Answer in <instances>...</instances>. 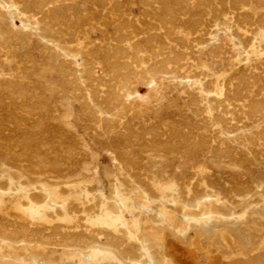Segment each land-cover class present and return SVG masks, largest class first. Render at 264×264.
<instances>
[{
  "label": "rangeland",
  "instance_id": "obj_1",
  "mask_svg": "<svg viewBox=\"0 0 264 264\" xmlns=\"http://www.w3.org/2000/svg\"><path fill=\"white\" fill-rule=\"evenodd\" d=\"M263 71L264 0H0V223L20 239L82 231L123 261L116 248L135 244L103 206L126 202L169 231L156 261L264 258ZM29 201L44 219L24 211ZM253 207L245 247L227 234L206 240L193 224ZM27 248L0 246V264ZM44 249L59 262L60 246Z\"/></svg>",
  "mask_w": 264,
  "mask_h": 264
},
{
  "label": "bare ground",
  "instance_id": "obj_2",
  "mask_svg": "<svg viewBox=\"0 0 264 264\" xmlns=\"http://www.w3.org/2000/svg\"><path fill=\"white\" fill-rule=\"evenodd\" d=\"M10 2V1H9ZM3 5V4H2ZM7 5V4H6ZM30 5V4H29ZM24 7V6H23ZM245 7V6H244ZM245 9V8H244ZM21 10V9H20ZM30 10V9H29ZM232 10V9H231ZM172 11V10H171ZM234 11V10H233ZM236 11V10H235ZM234 11V12H235ZM168 13V11H167ZM228 13V12H227ZM162 14V13H161ZM166 14V13H165ZM234 14V13H233ZM173 15V14H172ZM231 15V14H230ZM234 16V15H233ZM35 17V16H34ZM160 17V16H159ZM224 17V16H223ZM165 18V17H164ZM217 18V17H216ZM21 19V18H20ZM19 19V20H20ZM234 19V18H233ZM240 19V18H239ZM14 20V19H13ZM12 20V21H13ZM244 21V19L242 20ZM41 22V21H40ZM161 24V23H160ZM164 24V23H163ZM240 24V23H238ZM44 25V24H43ZM245 25V24H244ZM248 27V26H247ZM259 27V26H257ZM167 28V27H166ZM241 28V27H240ZM257 30V29H256ZM47 31V30H46ZM202 31V30H201ZM211 31V30H210ZM251 31V30H250ZM194 32V31H193ZM164 34V33H163ZM174 34V33H173ZM207 34V33H206ZM47 35V34H46ZM203 35V34H202ZM210 35V34H208ZM154 36V35H153ZM159 36V35H158ZM171 36V35H170ZM201 36V35H200ZM160 37V36H159ZM233 37V35H232ZM234 38V37H233ZM242 38V37H241ZM255 38V37H254ZM117 40V39H116ZM154 40V39H153ZM148 41V40H147ZM162 41V40H160ZM176 41V40H175ZM139 43V41H138ZM155 43V42H154ZM183 43V42H182ZM150 44V43H148ZM132 45V44H131ZM135 45V44H134ZM56 47V46H55ZM117 47V46H116ZM152 47V46H151ZM246 47V46H245ZM153 48V47H152ZM118 49V48H117ZM183 49V48H182ZM114 50V49H111ZM133 50V49H132ZM138 50V49H137ZM153 50V49H152ZM165 51V50H164ZM71 52V51H70ZM116 52V51H115ZM112 53V52H111ZM137 54V53H136ZM158 54V53H157ZM66 55V54H65ZM111 56V54H109ZM183 55V54H182ZM190 55V54H188ZM177 56V55H176ZM115 57V56H114ZM180 59V58H179ZM185 59V58H184ZM153 60V59H152ZM177 60V59H176ZM139 61V60H137ZM185 61V60H184ZM154 62V61H153ZM77 63V62H76ZM126 64V63H125ZM150 64V63H149ZM153 64V63H152ZM159 64V63H158ZM238 64V63H237ZM122 65V64H121ZM137 65V64H136ZM181 65V63H180ZM190 65V64H189ZM119 66V65H118ZM65 67V66H64ZM155 67V66H154ZM160 67V65H159ZM163 67V66H162ZM258 67V66H257ZM253 68V67H252ZM261 68V67H260ZM67 69V68H66ZM112 69V68H111ZM115 69V68H114ZM133 69V68H132ZM144 69V68H143ZM141 69V70H143ZM76 70V69H75ZM134 70V69H133ZM147 70V69H146ZM150 70V69H149ZM158 70V69H157ZM77 71V70H76ZM119 71V69H118ZM153 71V69H151ZM156 71V70H154ZM229 71V70H228ZM252 71V70H251ZM7 72V71H6ZM141 72V71H140ZM148 72V71H145ZM160 72V71H159ZM163 72V69H162ZM160 72V73H162ZM230 72V71H229ZM264 72V71H263ZM122 73V72H121ZM154 73V72H153ZM156 73V72H155ZM159 73V74H160ZM166 73V72H164ZM245 73V72H244ZM249 73V72H248ZM149 74V73H148ZM157 74V73H156ZM181 74V73H180ZM179 74V76H180ZM37 75V74H36ZM121 75V74H120ZM142 75V74H141ZM242 75V73H241ZM246 75V74H245ZM41 76V75H40ZM126 76V75H125ZM143 76V75H142ZM147 76V73H146ZM151 76V75H150ZM4 77V76H3ZM8 77V76H7ZM11 77V76H10ZM75 77V76H73ZM191 77V76H190ZM127 78V77H126ZM189 78V77H188ZM23 79V78H22ZM74 79V78H73ZM77 79V78H76ZM125 79V78H124ZM190 79V78H189ZM234 79V78H233ZM247 79V78H246ZM241 81L242 85L247 80ZM113 80V79H112ZM259 80V79H258ZM125 81V80H124ZM143 81V80H142ZM236 81V80H235ZM152 82V81H151ZM239 82V81H238ZM236 81V83H238ZM7 83V82H6ZM115 83V82H114ZM139 83V82H138ZM179 83V82H178ZM233 83V82H232ZM230 83V84H232ZM235 83V85H236ZM48 84V83H47ZM144 84V83H143ZM180 84V83H179ZM228 84V83H227ZM229 84V85H230ZM234 84V83H233ZM10 85V84H9ZM124 85V84H123ZM150 85V84H149ZM223 85V84H222ZM234 85V86H235ZM89 86V85H88ZM87 86V87H88ZM96 86V85H95ZM129 86V85H128ZM136 86H138L136 84ZM146 86V85H145ZM245 86V85H244ZM82 87V86H81ZM97 87V86H96ZM220 87V86H219ZM236 87V86H235ZM234 87V88H235ZM248 87V86H247ZM119 88V86H118ZM226 87H223L221 90V94H225ZM237 88V87H236ZM98 89V88H97ZM244 89V88H243ZM247 89V88H246ZM109 90V89H108ZM120 90V89H119ZM139 90V88L137 89ZM245 90V89H244ZM131 91V90H130ZM229 91V89H228ZM227 91V92H228ZM236 91V90H235ZM132 92V91H131ZM155 92V91H154ZM230 92V91H229ZM240 92V91H239ZM237 93V92H235ZM130 94V92L128 93ZM227 94V93H226ZM231 94V93H230ZM234 94V93H232ZM231 94V95H232ZM241 94V93H240ZM244 94V93H243ZM89 95V94H88ZM155 95V94H154ZM153 95V96H154ZM229 95V94H228ZM238 95V93H237ZM9 96V95H8ZM189 96V95H188ZM242 96V95H241ZM35 97V96H34ZM226 97V96H225ZM223 97V98H225ZM228 97V96H227ZM226 97V100H227ZM235 97V96H234ZM11 98V97H10ZM18 98V97H17ZM25 98V97H24ZM83 98V97H82ZM98 98V97H97ZM96 98V100H97ZM103 98V97H102ZM101 98V99H102ZM149 98V96H148ZM192 98V97H191ZM229 98V97H228ZM233 98V97H232ZM253 98V97H252ZM194 99V98H193ZM231 99V97H230ZM238 99V98H237ZM262 99V98H261ZM23 100V98H22ZM86 100V99H85ZM216 100V99H215ZM225 100V99H223ZM229 100V99H228ZM233 100V99H232ZM231 100V101H232ZM203 101V100H202ZM253 101V100H252ZM256 101V100H255ZM25 102V101H24ZM30 102V101H28ZM106 102V101H105ZM215 102V101H214ZM225 102V101H224ZM227 102V101H226ZM239 102V101H236ZM250 102V101H249ZM92 103V102H91ZM99 103V102H98ZM217 105V102H215ZM234 103V102H232ZM37 104V103H36ZM90 104V103H89ZM224 104V103H222ZM254 104V103H253ZM114 105V104H113ZM214 105V106H215ZM220 106V104H218ZM229 105V104H228ZM227 105V106H228ZM238 105V104H237ZM234 106V105H233ZM232 106V108H233ZM256 106V104H255ZM23 107V105H22ZM21 107V108H22ZM32 107V106H31ZM36 107V106H35ZM45 107V106H43ZM243 107V106H242ZM249 107V106H248ZM257 107V106H256ZM29 108V107H28ZM27 108V109H28ZM109 109V107H106ZM216 108V107H215ZM218 108V107H217ZM239 108V107H236ZM107 109V110H108ZM201 109V108H200ZM208 109V108H207ZM244 109V108H243ZM249 109V108H248ZM39 110V109H38ZM203 110V109H202ZM206 110V109H205ZM247 110V109H246ZM245 110V111H246ZM95 111V110H94ZM214 111V110H213ZM219 111V110H218ZM241 111V110H240ZM195 112V111H194ZM228 112V111H227ZM252 113V112H251ZM122 114V112H121ZM211 115V114H210ZM225 115V114H224ZM227 115V114H226ZM245 115V114H243ZM99 116V115H98ZM239 116V115H238ZM242 116V115H241ZM223 117V115H222ZM226 117V116H225ZM216 118V117H214ZM224 118V117H223ZM16 119V118H15ZM41 119V118H40ZM100 119V118H99ZM200 119V118H199ZM218 121V119H214ZM213 120V121H214ZM228 120V119H227ZM101 121V120H100ZM210 121V120H209ZM207 123V122H206ZM213 123V122H212ZM246 123V122H245ZM40 124V123H39ZM222 124V123H221ZM226 124V123H225ZM236 124V123H235ZM216 125V123H215ZM231 125V124H230ZM246 125V124H244ZM112 126V124H111ZM172 126V125H171ZM209 126V125H208ZM228 126V125H227ZM226 127V126H225ZM232 127V126H231ZM228 128V129H231ZM241 127V126H240ZM38 128V127H37ZM177 128V127H176ZM184 128V127H183ZM233 130L235 129L232 127ZM113 129V127H112ZM226 129V128H225ZM151 131V130H150ZM181 131V130H180ZM229 133L231 130H227ZM177 132V131H176ZM183 132V131H182ZM220 132V130H219ZM26 133V132H25ZM190 133V132H189ZM222 133V132H221ZM127 134V133H126ZM191 134V133H190ZM218 134V133H216ZM170 135V134H169ZM4 136V135H3ZM218 136V135H217ZM30 137V136H29ZM161 137V136H160ZM202 137V136H201ZM208 137V135H207ZM206 137V138H207ZM216 137V136H215ZM48 139V138H47ZM184 139V138H183ZM219 139V138H218ZM226 139V138H225ZM182 140V139H181ZM198 141V140H197ZM46 142V141H45ZM159 142V141H158ZM211 142V141H210ZM4 143V142H3ZM17 143V142H16ZM157 143V142H156ZM159 144V143H158ZM199 144V143H198ZM204 144V143H203ZM206 144V143H205ZM28 145V143H27ZM52 146V145H51ZM50 146V147H51ZM146 146V145H144ZM229 146V145H228ZM15 147V146H14ZM173 147V146H172ZM184 147V146H183ZM52 148V147H51ZM67 148V147H66ZM178 148V147H177ZM196 148V147H195ZM30 149V148H29ZM45 149V148H44ZM50 149V148H49ZM17 150V149H16ZM24 150V148H23ZM46 150V149H45ZM202 150V149H201ZM30 151V150H28ZM36 151V150H33ZM42 150H40L41 153ZM51 151V150H50ZM178 151V150H177ZM205 151V150H204ZM22 152V151H21ZM25 153V151H23ZM43 152V151H42ZM45 152V151H44ZM162 152V151H161ZM18 153V152H16ZM31 153V152H30ZM35 153V152H33ZM38 153V152H37ZM46 153V152H45ZM49 153V151H48ZM51 153V152H50ZM49 153V154H50ZM165 153V152H164ZM203 153V152H202ZM208 153V152H207ZM26 154V153H25ZM56 154V153H55ZM209 154V153H208ZM218 154V153H217ZM21 155V154H20ZM24 155V154H23ZM28 155V153H27ZM26 155V156H27ZM37 155V154H36ZM42 156L45 154H41ZM71 155V154H70ZM25 156V155H24ZM34 156V155H33ZM39 155H37L38 157ZM47 156H49L47 154ZM46 156V157H47ZM52 156V155H50ZM18 157V156H17ZM21 157V156H20ZM45 157V158H46ZM26 158V157H25ZM29 158V156L27 157ZM59 158V157H58ZM61 158V157H60ZM32 159V158H31ZM44 159V158H43ZM47 159V158H46ZM123 159V158H122ZM37 158L34 160L36 161ZM45 160V159H44ZM43 160V161H44ZM55 160V159H52ZM28 162V159H26ZM31 164L33 162L29 160ZM28 162V164L30 163ZM42 162V161H39ZM38 162V163H39ZM58 162V161H57ZM26 163V162H25ZM49 163V162H48ZM54 163V162H53ZM51 164V163H50ZM56 164V163H55ZM34 165V164H33ZM36 167V165H34ZM42 166V165H41ZM52 166V164L50 165ZM49 166V167H50ZM33 168V166L31 165ZM41 167L40 169H42ZM33 171V170H32ZM4 184V183H3ZM115 190V189H114ZM2 191V190H0ZM243 191V190H242ZM39 194V193H38ZM246 196V195H245ZM36 198V197H35ZM38 200V199H37ZM26 202V201H25ZM186 205L193 208L197 206V201L192 199H186ZM105 219L109 221L114 227L121 226L124 234L128 237L130 242H134V250L130 248L117 249L116 251L121 254L123 261L117 258L116 254L110 250L112 244L109 243V240L101 239L99 241L95 240L93 236L89 237L87 233L82 231H76L70 233V235H65L63 237L50 240L41 236L39 239L34 238L33 235H25L23 234V238H18L19 231L16 228H9L4 223H0V246L8 245L10 243H24L28 246L25 249V254L23 257L19 258V262L17 264H169L167 259H163L162 257L158 258L157 261L154 258L153 253L160 252L162 250V236L161 234L169 233L168 230H162L155 232L161 225L158 220L153 218H149L148 215L145 214L144 208L136 207L133 203L121 202L119 205L114 204L109 206L108 204H104L103 206ZM123 210L127 211L131 218L127 220L123 215ZM27 214L31 215L33 218L44 219L47 212L43 211V208L39 207L38 204L29 201L28 206L25 208ZM256 208H250L242 212L241 214H220L219 217L206 216L205 218L193 219V224L197 228V234L204 237L206 240H211L212 237L220 236L223 237L226 234L232 237L231 243L238 247H245L247 244H252L251 235L252 231L255 229L257 222L255 218L252 216L253 213H256ZM183 212V211H182ZM182 216V215H181ZM35 218V219H36ZM28 219V218H27ZM91 220V219H90ZM149 220L153 224L150 226V231L145 229L144 222ZM10 222V221H9ZM89 222V221H88ZM18 223V222H17ZM95 224V223H94ZM87 225V224H86ZM109 225V224H108ZM58 226V225H57ZM65 226V225H64ZM75 226V225H74ZM219 226H222V229H218ZM48 227V226H47ZM44 228V227H43ZM66 228V227H65ZM154 230V231H153ZM49 231V230H48ZM34 233V231H33ZM39 233V232H38ZM42 233V232H41ZM52 233V232H51ZM55 234V233H54ZM104 234V233H103ZM109 234V233H108ZM140 234V235H138ZM48 235V234H47ZM154 236V241L152 242L149 239V236ZM45 236V235H44ZM51 236V235H50ZM240 238V240L238 239ZM105 238V237H104ZM255 241V240H254ZM216 245H219L218 241L214 242ZM53 244L61 247V257L58 263L51 262L44 258V248L46 245ZM259 245V244H258ZM234 247V246H233ZM2 248V247H1ZM36 248V249H35ZM38 248H42L41 251H37ZM237 251V250H236ZM264 253V252H263ZM14 254V253H13ZM256 254V252H255ZM164 255V254H163ZM168 258V257H167ZM230 258V257H229ZM6 257H4V261ZM3 262V261H2ZM3 264H16L15 260L9 259L8 261L3 262ZM236 264H264V258H250L246 260L244 263H236Z\"/></svg>",
  "mask_w": 264,
  "mask_h": 264
}]
</instances>
